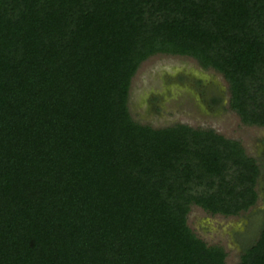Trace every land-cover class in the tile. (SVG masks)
<instances>
[{"label":"trees","instance_id":"trees-1","mask_svg":"<svg viewBox=\"0 0 264 264\" xmlns=\"http://www.w3.org/2000/svg\"><path fill=\"white\" fill-rule=\"evenodd\" d=\"M157 53L218 72L264 127V0H0V264H224L186 215L246 211L258 166L213 129L131 118ZM236 264H264V218Z\"/></svg>","mask_w":264,"mask_h":264},{"label":"rangeland","instance_id":"rangeland-1","mask_svg":"<svg viewBox=\"0 0 264 264\" xmlns=\"http://www.w3.org/2000/svg\"><path fill=\"white\" fill-rule=\"evenodd\" d=\"M222 76L201 68L187 56L153 54L143 60L131 78L127 108L141 124L161 127L182 123L210 128L237 140L258 166L255 204L234 216L210 215L191 205L186 224L206 244H218L224 264H236L239 254L257 237L264 218V127L245 125L227 105Z\"/></svg>","mask_w":264,"mask_h":264}]
</instances>
